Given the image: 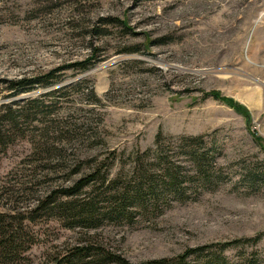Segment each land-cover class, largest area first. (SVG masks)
Listing matches in <instances>:
<instances>
[{"label": "rangeland", "instance_id": "374dc122", "mask_svg": "<svg viewBox=\"0 0 264 264\" xmlns=\"http://www.w3.org/2000/svg\"><path fill=\"white\" fill-rule=\"evenodd\" d=\"M46 75L11 96L2 82ZM211 91L244 105L250 124ZM0 109L1 226L19 245L1 264H55L87 244L139 264L237 239L224 264H264V180L247 177L264 178L252 136L264 140V0H0ZM158 133L184 167L176 138L207 134L222 149L221 182L89 228L52 208L106 206ZM88 176L75 196L61 193Z\"/></svg>", "mask_w": 264, "mask_h": 264}, {"label": "trees", "instance_id": "16d2710c", "mask_svg": "<svg viewBox=\"0 0 264 264\" xmlns=\"http://www.w3.org/2000/svg\"><path fill=\"white\" fill-rule=\"evenodd\" d=\"M79 68H88L89 59L77 63ZM48 75L43 78H19L15 80H4L5 89L8 95H16L28 92L36 85H47ZM206 95H212L220 99L235 111L245 117L246 123L250 124V114L247 108L230 97H225L218 91H211ZM256 143L264 152V140L259 135H252ZM207 134L195 136H181L174 142L177 153L184 155L189 163L187 167L165 152L164 146L160 144L161 134L155 138L153 148L143 151L135 159L132 173L124 181L118 183L114 180L109 186L110 193L107 195L106 206H98L96 198L67 200L51 205L59 209L62 215L70 218L68 226L94 227L99 224V219L108 218L111 220L119 218H131L136 212L135 208L150 209L151 207H166L169 202H185L190 198L192 187L208 190L216 187L221 181L219 169L216 167V159L222 149L217 147L212 140L206 139ZM0 145H1V109H0ZM164 149V150H163ZM261 175H264V169ZM250 182L255 183L264 180L257 172L247 173ZM94 178L88 176L81 178L70 188L61 190L65 196H75L77 192ZM197 191H193L196 194ZM98 202V203H97ZM56 204L53 199L46 198L41 204L50 206ZM65 214V215H64ZM96 216V217H95ZM99 218V219H98ZM17 232L11 226H1L0 216V264L1 258L13 260L12 255L18 249ZM257 238H246V242H253ZM241 240L208 243L186 249L183 253L174 258L151 259L139 264H189L188 258L195 256L201 264H224V250L233 246ZM14 261V260H13ZM133 264L119 255L104 251L98 246L86 245L75 246L70 253L56 260L55 264ZM244 264H250V260Z\"/></svg>", "mask_w": 264, "mask_h": 264}]
</instances>
